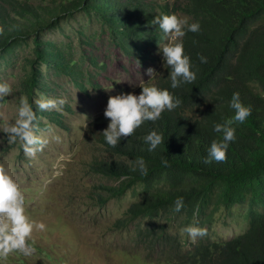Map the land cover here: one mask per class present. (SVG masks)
Masks as SVG:
<instances>
[{"label":"rangeland","instance_id":"1","mask_svg":"<svg viewBox=\"0 0 264 264\" xmlns=\"http://www.w3.org/2000/svg\"><path fill=\"white\" fill-rule=\"evenodd\" d=\"M73 1L0 4L26 3L40 9ZM122 2L143 17V40L113 39L97 17L77 11L56 29L41 33L42 45L29 39L0 55V83L10 89L0 97V169L17 183L28 219L45 225L43 230L34 228L28 238L34 253L13 251L0 256V264H196L191 258L200 240L227 241L249 226L246 204L226 209L213 197L207 225L203 216L191 218L173 208L134 218L124 227L118 222L130 216L129 207L142 201L148 189L135 185L120 197L106 198L105 188L117 187L120 180L90 169L91 162L110 157L87 130L99 133L106 128L103 110L109 96L138 94L144 82L156 84L161 76L148 77L149 67L163 74L166 64L162 66L157 44L165 41L148 21L161 13L190 21L185 13L188 0ZM21 99L31 106L37 117L35 134L45 141L32 156L3 132L5 124L15 121ZM41 99L54 101V106L41 110ZM190 224L206 234L190 239L181 231Z\"/></svg>","mask_w":264,"mask_h":264},{"label":"trees","instance_id":"2","mask_svg":"<svg viewBox=\"0 0 264 264\" xmlns=\"http://www.w3.org/2000/svg\"><path fill=\"white\" fill-rule=\"evenodd\" d=\"M131 7L122 0H75L40 9L26 3L0 4V55L29 39L42 45L41 33L56 29L77 11L97 17L111 38L136 43L146 30L143 17ZM185 13L188 23L200 24L198 32H186L182 38L196 78L172 89L166 65L156 83L181 104L163 111L156 121L143 122L115 146L89 127L88 135L110 157L91 162L90 169L120 180L117 187L105 188L106 198L120 197L135 185L148 189L142 201L129 207L130 216L118 221L123 227L134 218L175 209L177 197L183 198L180 211L191 218L203 216L205 225L212 218L208 212L212 197L226 209L246 204L247 230L227 241L200 240L192 263L264 264V0H188ZM200 56L205 57L203 63ZM233 92H239L251 114L243 122H231L235 140L225 159L206 163L208 146L222 138L213 131V123L231 121L233 116L228 106ZM153 129L162 134L163 142L149 152L143 137ZM138 158L147 168L143 175L135 164Z\"/></svg>","mask_w":264,"mask_h":264},{"label":"clouds","instance_id":"3","mask_svg":"<svg viewBox=\"0 0 264 264\" xmlns=\"http://www.w3.org/2000/svg\"><path fill=\"white\" fill-rule=\"evenodd\" d=\"M149 26H153L161 33L164 43L157 44L158 53L162 56V66L167 65L166 78L170 81L172 89L184 83H191L196 78V72L192 69L190 58L184 52L183 37L186 32H198V21L188 23L186 19L178 18L175 14L154 15ZM203 63L205 57L200 56ZM139 67V62L137 61ZM146 75L151 78L163 76L152 67L146 69ZM148 81V80H147ZM10 89L6 83H0V97L7 95ZM41 110L54 106V101L41 99L37 102ZM62 103V101H61ZM181 104V100L175 97L167 88H161L154 83L144 82L138 94L133 92H120L109 96L103 110V116L108 123L99 133L109 146L117 145L122 138L129 137L145 121H156L165 110L171 111ZM228 106L233 110L231 121L213 123L214 132L221 134V139L213 140L207 148L205 162L222 161L225 159L229 143L235 140V129L230 126L232 121L243 122L250 114L251 109L242 104L239 92H233L228 101ZM37 117L31 106L21 99L16 111V119L12 123L3 126V132L7 133L9 141L19 140L24 153L32 156L45 143L35 134ZM149 152L154 151L163 142V136L156 130L149 131L144 137ZM161 163L167 164L162 159ZM140 174L146 173L147 168L142 158L135 162ZM183 204V198L177 197L174 201L175 210L179 211ZM43 230L45 225L30 221L25 215L24 197L17 183L12 177L0 169V256L19 251L24 255H30L36 251L29 237L33 229ZM188 237L195 240L198 236L206 234V230L195 225H186L181 229Z\"/></svg>","mask_w":264,"mask_h":264}]
</instances>
